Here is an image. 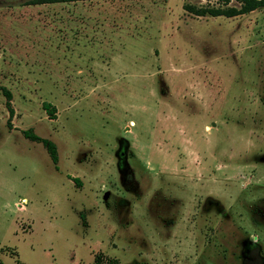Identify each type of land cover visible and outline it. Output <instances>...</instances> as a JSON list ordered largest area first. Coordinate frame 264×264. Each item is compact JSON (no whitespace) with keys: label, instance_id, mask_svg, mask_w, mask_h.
<instances>
[{"label":"rangeland","instance_id":"obj_1","mask_svg":"<svg viewBox=\"0 0 264 264\" xmlns=\"http://www.w3.org/2000/svg\"><path fill=\"white\" fill-rule=\"evenodd\" d=\"M27 1L0 0V264H264V6Z\"/></svg>","mask_w":264,"mask_h":264},{"label":"trees","instance_id":"obj_2","mask_svg":"<svg viewBox=\"0 0 264 264\" xmlns=\"http://www.w3.org/2000/svg\"><path fill=\"white\" fill-rule=\"evenodd\" d=\"M63 1H73V0H29L28 3H40V2H63ZM222 6H216L210 8V12L214 15L216 14H224V15H235L244 12L251 11L255 8L264 6V0H237L239 2V6L229 5L230 0H218ZM0 90L6 96V105L9 106L11 99L10 90L4 86L0 85ZM43 107L47 110L48 114H54V107L50 102L44 101ZM9 108V107H8ZM9 112H12V109L9 108ZM24 134L26 137L32 140H40L46 146L48 153L54 163L57 162V150L56 145L52 140L47 138L40 137L35 132L25 129ZM81 264V263H79ZM91 264H120V261L115 256L105 255L103 252L98 251L94 254L93 260Z\"/></svg>","mask_w":264,"mask_h":264}]
</instances>
